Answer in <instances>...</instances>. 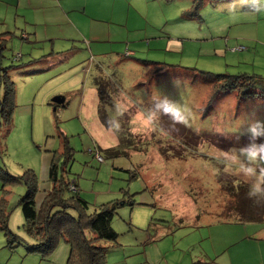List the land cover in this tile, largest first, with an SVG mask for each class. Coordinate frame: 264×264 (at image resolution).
Here are the masks:
<instances>
[{
    "label": "rangeland",
    "instance_id": "obj_1",
    "mask_svg": "<svg viewBox=\"0 0 264 264\" xmlns=\"http://www.w3.org/2000/svg\"><path fill=\"white\" fill-rule=\"evenodd\" d=\"M61 1L63 7H68V2ZM100 1L102 16L98 17L106 23L108 41L93 48L100 49L95 51L99 55L112 51L114 54L95 55L96 63L92 66L83 49L67 61L56 56L47 62L40 61L53 49L47 43L33 45L32 55L25 50L20 52L21 46L31 49L32 45L21 39L16 28L9 29L8 40L0 42L3 44L0 70L6 72L12 66L32 70L20 71L13 80L8 77L15 83L17 98L10 124L0 119V206L8 216L9 230L22 239L10 248L5 231L0 229V264H67L70 246L64 240L46 259L39 252L28 250L35 242L23 229L25 219L20 205L28 189L22 181L7 182L10 176L20 177L28 169L33 170L39 182L37 199L40 200L44 191L52 187L50 164L55 153L63 149L62 134L68 137L74 152L65 165L68 172L64 175L78 183L79 196L89 204V213L111 205L115 199L125 200L116 209L112 222L119 234L117 242L98 243L108 247L105 264H159L162 254L173 243L188 245L194 237L198 240L195 232H210L214 228L211 224L218 216L200 214L213 207L225 206L232 212L224 213L221 218L245 215L264 221V200L256 203L248 198L251 179L239 171L241 161L234 151L249 143L250 119L253 116L264 119V0H198V11L193 9L194 0ZM129 8L128 28L119 20L127 16ZM12 18L13 12L8 14L6 22L16 27ZM113 30L115 34L109 38ZM129 52L133 53L131 60H150L176 67L158 77H144L146 71L136 75L129 68L130 60L126 61L124 56ZM18 55L21 58L23 55V59L17 60ZM99 62L111 83L112 102L106 104L107 112L117 118L120 115L114 102L123 109L129 104L127 112L132 124L135 121L138 151L127 149L128 157L121 155L116 161L118 166L135 165L138 173L135 176L134 171L115 168L114 158H108L100 148H107L115 140L99 123L94 85ZM208 73L256 77L257 85L251 88L256 93L244 99L238 90L213 96L212 84L206 80ZM142 76L144 85L138 84ZM57 95L64 96L66 103L54 111L51 100ZM161 96L190 107L188 125L173 124L167 116H162L154 127L137 118L138 113L148 111ZM3 97L1 83L0 101ZM65 161L60 156V171ZM256 167H264V163L258 162ZM141 177L146 181L156 178L152 187L167 181L171 188H176V197L179 185L186 189L196 184L190 191L197 192L198 204L181 202V219L166 209L153 210L142 203L146 192ZM239 184L245 187L238 188ZM72 195L70 191L65 193L67 198ZM170 198V195L166 197ZM240 206L245 212L237 214ZM233 229V225L226 224L221 231L233 232ZM187 232L192 235L181 237Z\"/></svg>",
    "mask_w": 264,
    "mask_h": 264
},
{
    "label": "crops",
    "instance_id": "obj_2",
    "mask_svg": "<svg viewBox=\"0 0 264 264\" xmlns=\"http://www.w3.org/2000/svg\"><path fill=\"white\" fill-rule=\"evenodd\" d=\"M65 1L68 2V7H63L61 5V0H0V21H2V23H0V42L8 40L9 35L7 34V31H9V29L16 28L19 29L21 39L32 45L31 49L23 48L21 46L20 52L25 50L27 54L32 55L35 51L33 45L45 43L53 48L42 56V59L45 61H40L43 62H47L46 60H50L56 56L61 58L60 61H67L74 53H79L83 49L85 50L83 53L86 54V56H89V59H93V61H90L91 59L88 60L89 65L92 66V64L96 63L93 58L95 55L101 57L114 54L112 51L99 55L96 54L95 51L99 52L100 49L93 48L94 46H101L103 42L108 41V38L106 37V23L98 17L102 16V7L100 6L101 1L82 0L83 3H80L79 0ZM88 10L90 12L89 15ZM130 10L131 8H129L125 18L119 20L120 22H124L128 28ZM12 12L14 13V18H12V20L14 19L16 27L11 26L12 24L6 22L8 20V14ZM19 20L21 21V24L18 23ZM23 23L25 25H23ZM26 27L30 28L31 33H28L29 30H27ZM30 34L32 37H30ZM114 34L115 31H111L109 38H112ZM10 36L12 37L14 34H11ZM23 36H27L28 38H23ZM54 50L56 51L54 52ZM129 53V55L126 56L124 54V56L127 57L126 61L130 60L128 62L129 68H131L132 73L136 75L138 73L142 74L143 71H146L147 74H145L144 77L150 76L153 78L165 75L167 70L176 67L170 65L163 69V73L155 75V69L153 68L158 66V62L139 59L131 60L130 56H132L133 53ZM22 59L23 55L21 60ZM32 60L33 59H31V62H33ZM97 67L98 69H101L100 62ZM144 68L146 70H144ZM22 70L32 71L30 68L16 66L8 71V75L9 77H12L11 80H13V78L17 77V73H20ZM100 72L104 74L103 70ZM133 81L135 82V78ZM116 84L114 85L116 86ZM138 84L144 85L143 76ZM145 98L150 99V97ZM134 102H136V104L139 103L136 100ZM114 104L116 105L115 109H117V106L119 107L120 114L129 111V104H127L126 109H123L119 103L114 102ZM99 123L101 125L100 127H103L101 120ZM134 124L135 121H133V124L131 122V131L134 135H138V132H135L134 130ZM100 127H98V129L102 130ZM106 129L110 137L115 140V143L107 145V148L100 147L101 150L113 148L119 144V138L116 132L112 128L106 127ZM116 141H118V143ZM114 160L115 168L121 169L123 172L128 171L129 173L134 171V176L138 174L135 172L136 167L132 163L130 167L127 164H121L118 166L116 161H118L119 158H114ZM166 170H168V167ZM141 178L144 183V192H146L142 203L152 206L153 210L157 208L166 209L167 211H170L173 216L181 219V214L179 213L181 202H187L194 205L198 204V198L196 196L197 192L190 191V189H195L197 187L196 184L193 187L188 185L189 187L186 189H184L182 184L179 185V196L176 197V188H171L167 184V181L164 185L162 183L159 186L152 187L151 184L154 180H157L156 178L149 181H146L143 177ZM173 191H175V193H173ZM169 195L171 198L167 200L166 197ZM43 196L44 193L40 199H42ZM215 209L213 207L212 209L200 212V214L204 216L211 214L218 216L217 221L211 224L214 225V228L211 229L210 232H195L198 240L194 237L188 245H183L181 242L173 243L162 254V260L159 264H264L263 218L252 219L244 217L245 215L243 217L239 215V217L234 219L227 217L221 218L220 216H223L224 213L230 214L232 212H229L225 206ZM238 210L237 214L245 212L241 206ZM199 218L200 215L197 216V220H199ZM226 224L234 226L233 232H229V230L221 231L223 225ZM188 234L192 235V232H187L181 237L187 236ZM163 238L164 237H160L161 240Z\"/></svg>",
    "mask_w": 264,
    "mask_h": 264
},
{
    "label": "trees",
    "instance_id": "obj_3",
    "mask_svg": "<svg viewBox=\"0 0 264 264\" xmlns=\"http://www.w3.org/2000/svg\"><path fill=\"white\" fill-rule=\"evenodd\" d=\"M230 1V0H227ZM200 8L198 0H194L193 9ZM24 38V37H23ZM3 44H0L2 48ZM170 65L158 63L153 69L155 75L163 73V69ZM14 66L10 67L13 68ZM6 72L0 70V84H4V97L0 101V119H4L8 125L11 122L12 114L16 101V86L8 77V69ZM101 71L102 69L99 68ZM99 71V75L94 77V85L98 95V116L102 124L108 128H112L118 138L119 144L116 147L105 150L108 158H116L121 155H127V149H135L137 137L131 131V115L129 112L121 113L119 117L112 118L107 112V105L111 100V83L107 76ZM212 84V95L218 96L221 92L228 90H238L241 99L248 98L256 92L251 91L258 82L256 77H241L230 75H215L208 73ZM116 84V83H115ZM110 101V102H109ZM109 102V103H108ZM57 109L64 105H56L51 103ZM107 104V105H106ZM54 110V111H57ZM113 122L110 124L109 119ZM123 119V122L116 121ZM119 127H116V124ZM62 151L56 152L49 171V180L52 184L51 189L44 191L42 199H37L39 182L37 175L31 169H28L22 176H10L7 182L22 181L26 184L28 192L21 199L20 205L24 216L23 229L30 238L33 239L35 245L28 246L31 252H39L43 258H49L56 250L61 240H64L70 246V253L67 264H105L108 247L98 245L99 241L105 240L116 243L119 234L112 226V222L116 213V209L125 204L123 199L112 201L111 205L101 206L99 210L89 213V204L79 196V189L75 179H68L67 162L72 158L73 149L69 145L68 137L62 134ZM60 156L66 158L63 168L60 171ZM7 174L4 173L6 181ZM235 179V178H234ZM235 181V180H234ZM74 185L76 190H71ZM239 187H245L239 184ZM39 189V190H38ZM230 190V189H228ZM70 191L73 195L69 198L65 197V193ZM8 216L4 211V207L0 206V229L5 231L7 245L14 248L16 244L22 242V239L9 230Z\"/></svg>",
    "mask_w": 264,
    "mask_h": 264
},
{
    "label": "clouds",
    "instance_id": "obj_4",
    "mask_svg": "<svg viewBox=\"0 0 264 264\" xmlns=\"http://www.w3.org/2000/svg\"><path fill=\"white\" fill-rule=\"evenodd\" d=\"M116 112L120 114L118 106ZM162 116H167L173 124L188 125L191 118V109L185 103L172 100L167 96H161L158 102L148 111L138 113L137 118L155 127ZM112 122L113 120L110 117L109 123ZM116 127H119L118 123ZM160 130L164 131L162 128ZM247 134L249 143L234 151L241 161L239 171L251 179L247 196L254 202L259 203L264 200V167L258 168L256 164L258 162L264 163V143L260 142L264 140V119L253 116L247 124Z\"/></svg>",
    "mask_w": 264,
    "mask_h": 264
},
{
    "label": "water",
    "instance_id": "obj_5",
    "mask_svg": "<svg viewBox=\"0 0 264 264\" xmlns=\"http://www.w3.org/2000/svg\"><path fill=\"white\" fill-rule=\"evenodd\" d=\"M51 102L56 104V105H64L65 104V97L61 96V95H57V96L52 98ZM56 109L57 108L54 107V110H56Z\"/></svg>",
    "mask_w": 264,
    "mask_h": 264
},
{
    "label": "built area",
    "instance_id": "obj_6",
    "mask_svg": "<svg viewBox=\"0 0 264 264\" xmlns=\"http://www.w3.org/2000/svg\"><path fill=\"white\" fill-rule=\"evenodd\" d=\"M25 37H26V36H25ZM25 37H24V38H25ZM127 55H129V54H127ZM20 58H21V55H18L17 60H19ZM97 157H98V159H99L101 162L104 161V159L101 157L100 154H97ZM70 188H71V190H73V191L76 190V188H75L74 185H72Z\"/></svg>",
    "mask_w": 264,
    "mask_h": 264
}]
</instances>
